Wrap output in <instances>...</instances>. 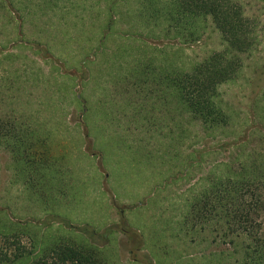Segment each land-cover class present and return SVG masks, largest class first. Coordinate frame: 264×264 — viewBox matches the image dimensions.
<instances>
[{"label": "rangeland", "instance_id": "obj_1", "mask_svg": "<svg viewBox=\"0 0 264 264\" xmlns=\"http://www.w3.org/2000/svg\"><path fill=\"white\" fill-rule=\"evenodd\" d=\"M7 1L19 16L10 26L0 5V81L11 72L40 123L35 133L52 136L59 171L41 198L0 143L5 214L29 221L44 244L63 237L99 250L107 264H247L246 238L224 242L209 223L197 224L191 206L213 182L254 171L264 153V0H233L254 43L229 51L241 67L215 93L228 117L219 125L181 115L159 97L157 81H134L146 63L154 76L188 72L225 51L210 18L199 40L185 42L149 25L142 0ZM41 253L37 246L33 257Z\"/></svg>", "mask_w": 264, "mask_h": 264}, {"label": "trees", "instance_id": "obj_2", "mask_svg": "<svg viewBox=\"0 0 264 264\" xmlns=\"http://www.w3.org/2000/svg\"><path fill=\"white\" fill-rule=\"evenodd\" d=\"M45 1L55 5L63 2ZM23 2L30 6L32 0ZM142 3L145 14L140 15L148 24L162 25L161 29L167 35L172 34L180 41L199 40L205 34L210 18L228 48L213 53L188 72L165 68L154 76L147 71L149 65L146 63L135 72V84L154 85L157 81L159 97L165 103L177 104L181 115L190 114L209 125L226 123L228 117L214 96L219 84L235 76L241 67V59L230 55L229 51L246 52L254 43V30L248 29L242 7L233 0H142ZM0 5L12 14L13 21L9 25L14 27L19 9L9 8L7 0H0ZM3 50L0 46V52ZM17 90L9 72L0 81V100L4 103V112L0 115V143L23 162L27 189L43 198L46 194L44 181L48 178L52 183L50 176L59 171L52 157L54 141L49 133L41 136L35 133L40 123L33 119L29 105L19 99ZM257 159L254 171H243L236 173V178L213 182L191 206L197 224L209 223L211 233H222L224 242H232L236 247L241 246L239 238H246L248 243L243 250L247 264H257L264 257V153L258 154ZM249 174L251 176H247ZM253 187L263 191L254 194ZM8 210L0 203V264H107L99 250L63 237L44 244L43 235L36 233L29 221L23 223L21 218L5 214ZM23 238H27L28 244L23 243ZM37 246L42 253L35 258Z\"/></svg>", "mask_w": 264, "mask_h": 264}]
</instances>
